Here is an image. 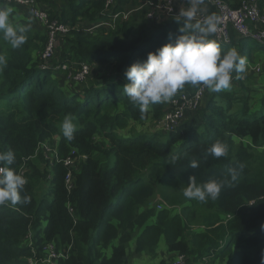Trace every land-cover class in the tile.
<instances>
[{
  "label": "trees",
  "instance_id": "obj_1",
  "mask_svg": "<svg viewBox=\"0 0 264 264\" xmlns=\"http://www.w3.org/2000/svg\"><path fill=\"white\" fill-rule=\"evenodd\" d=\"M36 1L51 19L70 29L62 34L61 47L45 67L41 52L48 34L44 29H29L26 43L16 49L0 32V56L7 60L0 70V151L10 149L16 154L9 167L18 172L17 166H22L21 174L27 179L22 195L30 197L27 204L0 206V264H30L29 259L45 257L43 247L48 244L67 253L55 264H125L127 244L133 242L139 252L154 235H161L156 247L163 239L167 252L183 253L193 264H206L204 258L223 253H231V264H264V174L255 173L245 147L246 140L254 146L264 143V96L254 107L248 97L236 105L240 97L233 92H215L224 97H211L191 119L170 131L164 142L146 138L142 132L120 133L125 127L121 113L133 120L148 114L142 118L139 106L131 104L123 92L125 69L174 41L180 27L177 16L151 23L142 12L137 27L127 20L109 32L107 26L95 25L109 19L110 13L122 15L145 0H113L109 12H105L107 0ZM222 1L233 9L248 0ZM203 6L213 11L206 0ZM257 26L262 29L264 24ZM256 43L232 28L229 41L220 46L226 52L237 44L243 56V45ZM63 63L75 69L86 63L91 72L92 66L97 70L79 84L61 87L57 66ZM66 115L76 124L72 141L61 132ZM216 140L228 144L227 158H205ZM42 145L51 148V158ZM72 149L77 155L71 168L72 187L67 190V167L54 154L64 158ZM193 160L199 163L196 169L189 166ZM241 164L238 180L226 183L218 199L206 201L207 231H189L167 210L157 216L158 225L146 224L153 211L144 207L151 204L160 185L184 190L190 176H196L198 183L229 179L228 168ZM39 181L44 192L37 198ZM175 199L186 201L182 193ZM218 212L232 217L218 224L222 215ZM30 234L32 244L28 245Z\"/></svg>",
  "mask_w": 264,
  "mask_h": 264
},
{
  "label": "clouds",
  "instance_id": "obj_2",
  "mask_svg": "<svg viewBox=\"0 0 264 264\" xmlns=\"http://www.w3.org/2000/svg\"><path fill=\"white\" fill-rule=\"evenodd\" d=\"M203 3L204 0H187L188 6L180 8L175 19L180 27L179 35L175 37L174 41L161 45L154 52H148L146 59L133 62L125 69L124 78L127 83L123 86V92L131 104L139 106L142 118L152 105L170 101L185 85L197 87L202 85L209 92H220L230 89L233 73H244L247 70V58L242 56L236 48L222 52L220 44L211 38L218 30L219 18L215 14H208L204 15L202 19H197L198 15L204 11L201 7ZM40 6L42 5L40 4ZM12 13L11 7L0 5V32L3 33V39L16 49L26 43V33L29 31L32 21L24 26L13 24L10 19ZM28 13L31 15L29 11ZM111 20L110 16L109 19L101 21L104 22L101 25L108 27ZM258 28L260 29V27ZM59 46L60 43L56 50ZM6 64L7 60L0 56V70ZM182 94V91L179 92L173 100L181 98ZM75 131L76 124L73 117L66 115L61 123L63 137L72 141ZM208 155L215 159L227 158L229 146L222 140H216L206 150L205 158ZM15 161L14 151L10 149L0 151V206L8 203L17 205L30 202L29 196L22 195L27 184V179L18 173L22 166H17L18 172L13 167H9L14 165ZM189 166L196 169L199 167V163L193 160ZM243 168L242 164L229 167V179L225 180L213 178L198 183L196 176H190L187 186L183 190V196L187 200H196L201 203H205L208 199L216 200L226 183L238 180Z\"/></svg>",
  "mask_w": 264,
  "mask_h": 264
},
{
  "label": "rangeland",
  "instance_id": "obj_3",
  "mask_svg": "<svg viewBox=\"0 0 264 264\" xmlns=\"http://www.w3.org/2000/svg\"><path fill=\"white\" fill-rule=\"evenodd\" d=\"M173 3L177 11H179L180 8H185L188 6L187 3H183L180 6L181 1L178 0H173ZM0 5L11 7L13 9V13L10 19L13 20L14 22H19L22 25H27L29 21H32L30 27L31 30L44 29L42 30V32L43 31L47 32L49 30L48 27L44 28L40 24V21L34 19L26 11V9L24 8L25 6L23 5L20 6L18 4H14L13 6V3L5 4L1 2ZM132 7L133 6H130L128 10L122 13V15L113 18V21H111L110 25L107 27V31L110 32L111 30L117 29V27L120 26L123 21H127V20H129L130 22L132 21L134 27H137V23H139V21L142 20V14H143L142 12H144V14L146 15L145 17L151 23H155L154 21L163 20L161 18V15L158 13H156L155 15V17H157L156 20L147 17L149 7L144 3L140 4L136 8H132ZM257 30L262 32L261 28L260 29L257 28ZM107 31L105 32V34L108 33ZM61 36L62 34L60 33L53 34V38L54 39L56 38L55 49L60 43ZM217 42L220 45H223V42L220 41ZM261 46L262 45L258 42L255 45H251V46L247 44L243 45V50H244L243 56L247 58V66H246L247 70L244 73H233V78L231 80V87L230 89H228V91L233 92L234 96H236L237 98L240 97V99H238V101L235 102L236 105L240 104L243 98L248 97L250 103H252L254 107H257L260 105V100L264 96V48H262ZM60 47L61 44L58 47V49ZM231 48H236L237 50L240 49L239 45L237 44H234L233 46H231ZM96 68H97L96 66H92L91 68L92 72H91L90 66L87 65V70L86 72L83 73L82 68L75 69L73 67H69L68 65L60 64L59 69H61V72H59L58 74L59 86L67 87V86H71L72 84H75V82L79 84L85 80L89 72L93 74L97 70ZM78 76L80 77L78 78ZM181 91L183 92L181 97L186 96L190 99L186 100L184 106H181L183 108V119L180 121L179 124L185 123L186 121L191 119L193 114L197 110L202 108L205 102H207L211 97H215L217 100H220L221 97H224V93H220L223 95H214L215 93L209 92L207 88H205L202 85H199V87L185 85V87L182 90H179L174 97H177V94ZM173 98L168 102L162 103L161 105L156 104L155 107L151 106L147 116L141 120H133L128 118V116L124 117L123 114L121 113L120 114L121 120H123L125 127L124 130L120 131V133L131 135L134 132H139V133L142 132L143 134H145L146 138L152 137V139L158 142H164L168 136V133L170 131L177 129V127L170 128L164 124V118L166 114L169 113L174 108L172 101ZM120 109H122L121 106ZM191 110H193V112H191ZM126 118L128 119L124 122V119ZM238 143H239L238 140H235L234 146H237ZM245 147H246V153L252 155L250 160H252L251 165L253 166L255 173H258V175L264 174V143L261 145L254 146L248 140H246ZM42 149L44 150V152H46L45 154L51 158V154H49L50 152L49 149L47 147H42ZM47 186H48V182L45 184V189ZM35 188H36L35 190L36 196L37 198H40L44 192V188L42 186L41 181L36 183ZM180 193L183 194V190H177L171 187H165L164 185H160L158 187V191L154 194V196L151 199V204H148L146 207H144V208H148V206H150V208H152L153 211L152 215L146 220V224L148 225L155 224L153 223L155 221L156 225H158L157 216L160 213L167 210L170 212V214H172L169 215L170 217H176V219L180 221L181 226H187L189 231L191 232L207 231L209 225L208 222L204 219V217L207 216V212H208L206 205L207 202L201 203L196 200L184 199L186 201L179 203L175 201L176 200L175 198ZM208 206L211 205L208 204ZM218 213L222 214L220 216V223L218 224H225V222L223 221H225L227 218L229 219L232 217V215L227 212H218ZM197 214H201V215L197 216ZM160 236L161 235L152 236L150 241L144 247L142 246L141 249H139V252L131 249L130 247L131 243L127 244L126 247L127 254H126L125 264H156L161 258L165 260V264H174V260L178 252H167L163 239H160L156 247L157 241ZM28 240H29L28 244L32 243L31 234ZM155 252H157L159 255L162 254V256H160V258L157 259ZM217 252H219V249L211 251L212 254ZM230 255L231 253H223L221 257H215V258L206 257L207 260L206 264H231ZM190 262L192 263V261Z\"/></svg>",
  "mask_w": 264,
  "mask_h": 264
},
{
  "label": "built area",
  "instance_id": "obj_4",
  "mask_svg": "<svg viewBox=\"0 0 264 264\" xmlns=\"http://www.w3.org/2000/svg\"><path fill=\"white\" fill-rule=\"evenodd\" d=\"M5 3H13L18 5L25 6L28 11L31 13V16L34 19L40 21V24L48 27V38L44 45V49L41 52V58L44 63V67L48 65L49 61L55 54V39L53 38V34L60 33L65 34L69 30V26L64 23H60L57 20H53L49 18L48 12L45 8L40 6L36 0H0ZM212 7L213 11L209 10L207 6H203L204 9L203 13L198 15L197 19H202L204 15L208 14H215L219 18L218 30L215 34H213V39L217 41L228 42L230 39L229 28H233L240 36L242 37H250L254 39L256 42L260 43L264 46V30L262 32L258 31L257 24H264V13L260 9V3L262 0H248L243 2L238 8H231L222 0H206ZM113 0H107L105 3L106 10L105 12H109V6L112 4ZM145 5L149 7V11L147 13V17L153 18L156 20L155 17L156 13L161 15V18H168L171 16H177L178 12L175 9L173 0H145L143 2ZM112 20L120 16V13H110ZM228 23H230L228 25ZM104 24V22H100L98 25ZM110 25V23H109ZM92 29V27H88L87 30ZM259 29V28H258ZM51 35V36H50ZM67 65V64H63ZM82 68V72H86L87 64L81 63L79 69ZM80 76H78L79 78ZM185 97V100H184ZM190 98L183 96L179 99L173 100L174 108L166 114L164 118V124L167 127L175 128L179 125L180 121L183 119V108L181 106L185 105L186 100ZM191 103V102H189ZM180 105V106H179ZM42 147H47L49 151L51 150L50 147L42 145ZM46 153V152H45ZM55 159L57 161H62L63 165L67 167V173L65 175V183L66 188L69 190L72 187L71 178H72V170L71 168L75 166V158L77 155V151L72 149L70 154L64 158H59L55 153ZM22 173V168L20 169V174ZM22 175V174H21ZM72 208L69 207V211ZM29 238V237H28ZM32 243L28 244L31 245ZM43 251L45 252V257L38 259L31 260L29 259L30 264H37V262H41L42 264H55V259L59 257H67V253H60L59 250L52 244H48L43 247ZM68 252V249H67ZM174 264H192L185 254L178 253Z\"/></svg>",
  "mask_w": 264,
  "mask_h": 264
},
{
  "label": "crops",
  "instance_id": "obj_5",
  "mask_svg": "<svg viewBox=\"0 0 264 264\" xmlns=\"http://www.w3.org/2000/svg\"><path fill=\"white\" fill-rule=\"evenodd\" d=\"M178 1H181L180 6H181L183 3H187V0H178ZM230 29H232V28L230 27ZM131 245H132V246H131ZM130 247H131V249L134 250L133 242H131ZM160 256H162V254H161V255L158 254V257H159V258H160ZM158 257H157V259H158ZM206 261H207L206 258H204V262H206ZM200 264H203V261H201Z\"/></svg>",
  "mask_w": 264,
  "mask_h": 264
},
{
  "label": "bare ground",
  "instance_id": "obj_6",
  "mask_svg": "<svg viewBox=\"0 0 264 264\" xmlns=\"http://www.w3.org/2000/svg\"><path fill=\"white\" fill-rule=\"evenodd\" d=\"M230 23H228V25H229Z\"/></svg>",
  "mask_w": 264,
  "mask_h": 264
}]
</instances>
